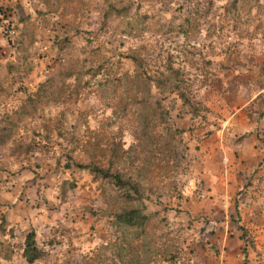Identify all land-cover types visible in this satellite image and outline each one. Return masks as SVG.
<instances>
[{
  "label": "rangeland",
  "instance_id": "rangeland-1",
  "mask_svg": "<svg viewBox=\"0 0 264 264\" xmlns=\"http://www.w3.org/2000/svg\"><path fill=\"white\" fill-rule=\"evenodd\" d=\"M0 9V264H27L30 231L44 252L33 264H196L202 248L232 264L218 236L233 226L246 264H264V0H0ZM255 133L263 152L228 212L183 215L185 192L206 185L196 157L215 148L224 165L215 145L236 159ZM89 164L133 181L139 197L126 203L78 167ZM123 207L141 208L146 227H119L112 216Z\"/></svg>",
  "mask_w": 264,
  "mask_h": 264
},
{
  "label": "crops",
  "instance_id": "crops-1",
  "mask_svg": "<svg viewBox=\"0 0 264 264\" xmlns=\"http://www.w3.org/2000/svg\"><path fill=\"white\" fill-rule=\"evenodd\" d=\"M260 123L259 125L255 123L253 130L256 129L255 127L261 129L263 120L260 121ZM259 137L260 136L255 133L252 135L248 134L247 138H243L238 145V158L236 159L233 158V151L230 150L227 145H223L221 143L222 141H219L215 146L221 148L224 152V165L221 163V160L219 162L216 161L217 158H214L215 148L207 150V153L205 149L203 150L205 154L202 155V153H200L196 157L194 162L195 167H197V171L200 173V179L205 182L206 185L205 189H202L200 193H195L193 195L189 192H185L184 195L186 199H183L181 208L186 212H184L183 215L189 219L195 220L196 216L202 214L215 215L222 211L228 212L227 210L234 204L235 195L243 189L246 177L249 175L248 173L255 164L258 163L259 156L261 152H263V149L257 146V144H259ZM199 194L202 195V199L196 198V195ZM224 224L227 225L228 223L225 222ZM193 227H197V225L194 224ZM232 228H235V226ZM232 228L230 227L223 237L220 235L218 236L221 248L225 245V247L228 248L227 255L223 259H228L231 262L233 261L232 264H242L241 244L243 240L237 228H235V231ZM194 239L197 242L211 241L204 240V237L199 239V237L194 236ZM213 241L215 240L211 242ZM203 251L204 249L202 248L194 252V255H197L199 258L196 264L222 263V256L218 255V253L213 254V256L211 253H208L207 257V251L205 252L206 254ZM227 263L229 264L228 261Z\"/></svg>",
  "mask_w": 264,
  "mask_h": 264
},
{
  "label": "trees",
  "instance_id": "trees-1",
  "mask_svg": "<svg viewBox=\"0 0 264 264\" xmlns=\"http://www.w3.org/2000/svg\"><path fill=\"white\" fill-rule=\"evenodd\" d=\"M179 99H181L183 103H189V100L183 93H179ZM78 167L81 169L89 170L91 173L110 181V183L116 186L119 190L124 191L126 203L131 202L135 199V197H139V190L137 188L138 185H135L131 180H123L119 173H110L109 169L100 168L96 164H89V166L79 165ZM128 191H132V193H134V197L131 196ZM112 217L119 227H122L125 230H130L134 233H136L140 229H144L148 222V216L144 215L141 208L139 207H123L118 213H114ZM241 239L243 240V235H241ZM22 247V257L27 264H33L36 261L41 260L44 256L43 250L39 247L36 241V234L34 231H30L26 234L22 243ZM242 255L244 264H246V248L242 250Z\"/></svg>",
  "mask_w": 264,
  "mask_h": 264
},
{
  "label": "built area",
  "instance_id": "built-area-1",
  "mask_svg": "<svg viewBox=\"0 0 264 264\" xmlns=\"http://www.w3.org/2000/svg\"><path fill=\"white\" fill-rule=\"evenodd\" d=\"M197 198L198 199H202V195H197Z\"/></svg>",
  "mask_w": 264,
  "mask_h": 264
}]
</instances>
